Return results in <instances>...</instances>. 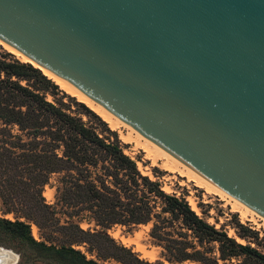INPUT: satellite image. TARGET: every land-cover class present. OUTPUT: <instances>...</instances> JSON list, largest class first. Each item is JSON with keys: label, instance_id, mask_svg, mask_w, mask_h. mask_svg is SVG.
Segmentation results:
<instances>
[{"label": "water", "instance_id": "95a60500", "mask_svg": "<svg viewBox=\"0 0 264 264\" xmlns=\"http://www.w3.org/2000/svg\"><path fill=\"white\" fill-rule=\"evenodd\" d=\"M0 40L264 218V0H0Z\"/></svg>", "mask_w": 264, "mask_h": 264}, {"label": "trees", "instance_id": "16d2710c", "mask_svg": "<svg viewBox=\"0 0 264 264\" xmlns=\"http://www.w3.org/2000/svg\"><path fill=\"white\" fill-rule=\"evenodd\" d=\"M31 65L0 51V202L5 212L17 213L45 230L43 238L48 243L34 240L29 224L19 219L0 218V232L63 264H102L72 247L79 244L101 260L159 264L138 258L103 230L90 232L75 223L60 224L41 196L49 175L56 173V198L69 208L66 215L84 211L100 228L129 226L145 223L155 215L158 200L160 212L179 219L197 243L215 241L217 258L222 262L199 249L188 251L187 244L165 246L169 260L226 264L225 260L238 258V264H264L262 253L219 232L184 199L162 192L157 182L141 175L107 122L81 102L77 104L81 113L96 120L84 123L69 106L54 98L59 86ZM46 94L52 101L46 100ZM244 229L248 233L239 234L241 237L255 235L253 230ZM56 233L61 242L54 245L51 240Z\"/></svg>", "mask_w": 264, "mask_h": 264}, {"label": "rangeland", "instance_id": "374dc122", "mask_svg": "<svg viewBox=\"0 0 264 264\" xmlns=\"http://www.w3.org/2000/svg\"><path fill=\"white\" fill-rule=\"evenodd\" d=\"M0 51L8 53L12 58H16L1 45ZM57 89L58 92L54 95V98H56L57 101L61 100L64 104L69 106L74 113H77V115L80 116L84 123L90 124L96 121L93 116H87L84 113H81L82 109L77 105L81 102H79L75 97L65 93L58 87ZM45 98L48 101H52V97L49 94H46ZM93 113L96 114L95 112ZM99 118L101 119V117ZM106 125L110 130L117 134V137L122 145V151L135 162V165L141 175L147 176L148 179L157 182L162 192L166 194H173L178 198L184 199L189 207H194V209L192 208L193 211L201 219L212 225L219 232H224L228 237L233 238L237 243L248 244L264 255V225L261 224L262 220L260 217L257 216V218L260 219L258 222H252L243 218L240 216L238 210L236 208L234 209L232 205V199L234 198H231V196L226 194L228 196L226 198V196L223 197L220 194L206 193L204 189L196 186L193 181L188 180L186 177L163 170L159 167V165L154 163L152 164L149 159L144 157V153L141 149H136L132 144L125 142L120 137L117 130L112 129L107 123ZM58 177L59 174L56 173L49 175L46 184L42 187L41 196L45 204H47L53 211L54 217L60 224L75 223L82 230L90 232L103 230L114 242L129 248L138 258L148 262H158L159 264H199L198 262L192 260H186L181 263L169 260L165 246L180 248L185 246V244L188 245V251H190L191 248L199 249L207 255L216 258L218 262H222L217 258L218 251L217 243L215 241L204 242L201 244L197 243L190 230L185 228L179 219L171 218L168 214L160 212L161 204L158 200H156L157 202H155L153 208L155 215L151 216L145 223L132 224L129 226L114 224L109 228H100L84 211L78 213L77 215H66L65 212H67L69 208L61 204L56 198ZM0 218L11 221L14 219L24 221L29 224V231L34 240H44L43 234L45 233V230L39 229L33 221L25 219L17 213L5 212L1 202ZM237 223L241 224L243 228L238 227L236 225ZM154 224L155 227L152 230V226ZM244 228L253 230L255 235L254 233H251V237H241L239 234L243 232L248 233ZM55 236L56 237L52 238L51 242L52 244L57 245L61 241L57 233ZM45 243L48 242L45 241ZM0 246L8 249L16 255V261L13 264H63L49 258L41 252L36 251L34 248L26 244H20L16 239L10 238L7 234H3L2 232H0ZM72 247L79 250L85 258L92 259L98 263L119 264L113 259L101 260L96 258L94 252L88 251L86 249V245L84 244L72 245ZM224 262L226 264H238L239 259L232 258L227 259Z\"/></svg>", "mask_w": 264, "mask_h": 264}, {"label": "bare ground", "instance_id": "6f19581e", "mask_svg": "<svg viewBox=\"0 0 264 264\" xmlns=\"http://www.w3.org/2000/svg\"><path fill=\"white\" fill-rule=\"evenodd\" d=\"M0 45L13 54L19 61L30 63L34 67L40 69L47 77H50L61 90L66 92L67 94L75 97L79 102L84 103L87 107H89L93 112H95L98 116H100L108 125L117 130L120 134V137L127 143L132 144L134 148L141 149L144 153V157L149 159L152 164L159 165V167L163 170H167L172 173H177L180 176L186 177L188 180L194 182L196 186L204 189L206 193H215L220 194L221 196H226L225 192L216 187L214 184L188 168L186 165L181 163L159 145H157L152 140L146 138L141 135L139 132L129 127L127 124L123 123L117 117L113 116L110 112L105 110L95 101L85 96L82 92H80L77 88L72 86L67 81L53 74L49 70L40 66L39 64L33 62L31 59L26 57L24 54L7 44L6 42L0 40ZM218 195V196H220ZM232 198V197H231ZM225 199V198H222ZM232 205L234 209L236 208L240 213V216L246 218L252 222H258L260 219L262 220L261 224L264 225V218L255 213L253 210L237 201L236 199H232ZM191 201V200H190ZM191 204V203H190ZM194 209V207H192ZM260 217V219L257 218ZM16 261V257L10 253L8 250H4L0 248V264H13Z\"/></svg>", "mask_w": 264, "mask_h": 264}]
</instances>
